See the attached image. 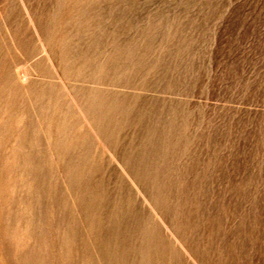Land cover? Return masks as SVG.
<instances>
[{"label":"rangeland","instance_id":"1","mask_svg":"<svg viewBox=\"0 0 264 264\" xmlns=\"http://www.w3.org/2000/svg\"><path fill=\"white\" fill-rule=\"evenodd\" d=\"M0 264H264V0H0Z\"/></svg>","mask_w":264,"mask_h":264}]
</instances>
